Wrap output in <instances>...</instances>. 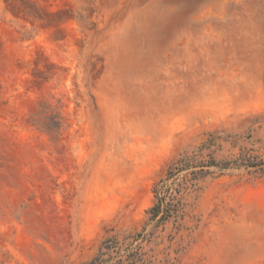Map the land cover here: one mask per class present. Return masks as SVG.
<instances>
[{"label": "rangeland", "instance_id": "374dc122", "mask_svg": "<svg viewBox=\"0 0 264 264\" xmlns=\"http://www.w3.org/2000/svg\"><path fill=\"white\" fill-rule=\"evenodd\" d=\"M208 157L229 166L183 193L178 233L136 244L264 264V0H0V264L124 247L168 167Z\"/></svg>", "mask_w": 264, "mask_h": 264}, {"label": "trees", "instance_id": "16d2710c", "mask_svg": "<svg viewBox=\"0 0 264 264\" xmlns=\"http://www.w3.org/2000/svg\"><path fill=\"white\" fill-rule=\"evenodd\" d=\"M188 161L189 159L183 158L176 164H171L166 172V177L154 185V203L147 210L148 218L141 230L132 235V242L127 243L123 247L114 236L106 239L101 243L97 255L89 264H154L151 257H144V254L140 251L141 245L136 243L138 241L150 243L153 239L158 238L160 235H156V233L159 228L164 230L167 223L172 224V232L177 234L182 228L183 193L189 188L195 187L198 180L208 175L210 173L209 168H226L229 166L228 162L220 163L212 157H208L197 166H192ZM196 167L198 169H194L187 174L190 176H184V182L179 181L177 183V188L169 189L163 187V184L168 180H172L175 183L182 171ZM149 227L150 229H148ZM171 233L166 237L168 242H171L173 238ZM162 242L163 240H161Z\"/></svg>", "mask_w": 264, "mask_h": 264}]
</instances>
